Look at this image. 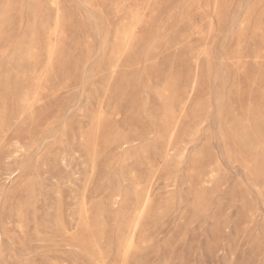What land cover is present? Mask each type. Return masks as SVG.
Wrapping results in <instances>:
<instances>
[{
	"label": "rangeland",
	"instance_id": "374dc122",
	"mask_svg": "<svg viewBox=\"0 0 264 264\" xmlns=\"http://www.w3.org/2000/svg\"><path fill=\"white\" fill-rule=\"evenodd\" d=\"M0 264H264V0H0Z\"/></svg>",
	"mask_w": 264,
	"mask_h": 264
}]
</instances>
